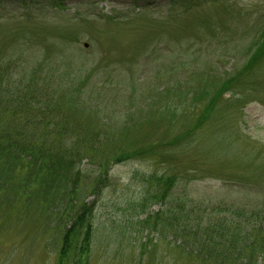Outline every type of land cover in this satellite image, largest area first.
<instances>
[{"label": "rangeland", "instance_id": "obj_1", "mask_svg": "<svg viewBox=\"0 0 264 264\" xmlns=\"http://www.w3.org/2000/svg\"><path fill=\"white\" fill-rule=\"evenodd\" d=\"M121 2L64 0L59 8L39 0L10 9L0 3V61L13 56L21 77L36 76L52 108L92 126L107 118L114 131L134 125V136L153 142L172 141L198 123L210 96L194 94L201 106L185 116L177 105L193 89L188 76L207 92L239 73L246 82L238 101L224 94L198 132L161 155L114 165L108 176L96 159L83 162L87 185L102 180L86 199L94 205L89 264H248L246 256L223 260L201 246L187 250L170 216L178 200L195 206L204 228L217 227L211 238L220 250L232 234L264 225V58L244 69L264 42V0H200L185 3L189 8ZM164 175L177 179L171 197L154 200L155 178ZM34 221L10 227L0 215V264L58 263L51 230Z\"/></svg>", "mask_w": 264, "mask_h": 264}, {"label": "trees", "instance_id": "obj_2", "mask_svg": "<svg viewBox=\"0 0 264 264\" xmlns=\"http://www.w3.org/2000/svg\"><path fill=\"white\" fill-rule=\"evenodd\" d=\"M38 1L0 0V3L10 9L18 5L26 8ZM45 1L52 2L54 7L62 8L65 5L64 0ZM123 1L128 2L129 6L139 4L143 8L179 3L191 6L193 1L200 2ZM124 2H121L122 5H125ZM188 5L185 6L189 8ZM261 38L264 41V37ZM260 43L256 57L245 66L246 71H250L260 58H264V42L261 40ZM263 65L264 60L259 65L260 69ZM19 68L20 63L16 65L13 56L5 62L0 61V215H6L10 227L28 226V221L35 220L34 225L40 231L51 230L57 244L56 264L90 262L94 239V205L86 199L90 195H97L102 180L96 178L91 184H86V177L82 176L80 169L85 160L96 159L97 169L102 175L108 176L114 165L147 158L148 155H161V149L171 147L174 142L182 143L184 136L198 132L201 122L214 111L224 94L232 93V99L238 101L243 96L238 94V89L246 82V79L242 80L244 73H239V76L230 78L219 89L207 92L205 87L202 88L201 82H195V76H188L193 81L190 86L193 89H187L177 105L178 108L184 109L185 116L194 112L196 106H201L193 103L198 101L193 99L194 94L202 92L210 96L199 108L201 112L196 118L198 123L188 128L187 133L174 136L172 141L166 138L153 142L151 136H134V125L120 127L114 131L107 118L95 120V126H92L82 119H73L74 114L70 111H67V114L60 108H52L48 104L46 92L37 84V77L32 76L29 83L28 78L20 76ZM24 79L28 80L27 84ZM23 86L27 87V90ZM63 115L68 116L65 118ZM176 180L175 177L157 176L154 200L159 198L165 201L171 197ZM198 210L195 206L187 209L184 201L178 200L171 212L170 217L173 219L176 234L187 243L184 248L189 250L191 245L197 248L201 246L202 251L211 249L216 254L214 257L223 260H230L234 255L246 256L248 264L257 255L264 259V225L254 226L253 230L242 234H232L228 240L230 246L226 245L224 240L225 244L221 243L223 248L220 250L213 246L211 238L213 230L217 227L212 230V225L209 224L204 228Z\"/></svg>", "mask_w": 264, "mask_h": 264}]
</instances>
